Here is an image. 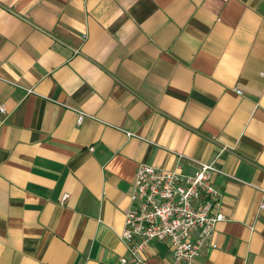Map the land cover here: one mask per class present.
<instances>
[{"label": "crops", "instance_id": "crops-1", "mask_svg": "<svg viewBox=\"0 0 264 264\" xmlns=\"http://www.w3.org/2000/svg\"><path fill=\"white\" fill-rule=\"evenodd\" d=\"M0 106V264L130 260L136 170L179 153L232 176L197 264H264V0H0Z\"/></svg>", "mask_w": 264, "mask_h": 264}, {"label": "built area", "instance_id": "built-area-1", "mask_svg": "<svg viewBox=\"0 0 264 264\" xmlns=\"http://www.w3.org/2000/svg\"><path fill=\"white\" fill-rule=\"evenodd\" d=\"M237 93L242 95L240 90ZM0 111H5L4 106H0ZM76 112L80 125L87 114ZM177 158L178 163L170 170L139 164L124 228L118 235L131 259L123 257L121 264L145 263V253L155 242L168 244L172 264H197L205 248H217L216 226L225 220V215L223 192L216 185L215 177L232 176L214 164L195 160L190 161L197 170L188 174L183 164L186 157L179 153ZM261 192L264 196V189ZM68 198L69 194H65L61 203ZM261 209L264 210V203Z\"/></svg>", "mask_w": 264, "mask_h": 264}]
</instances>
